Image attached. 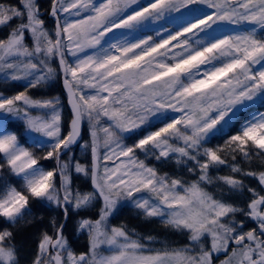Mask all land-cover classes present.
Here are the masks:
<instances>
[{"label": "snow or ice", "instance_id": "6c2138e0", "mask_svg": "<svg viewBox=\"0 0 264 264\" xmlns=\"http://www.w3.org/2000/svg\"><path fill=\"white\" fill-rule=\"evenodd\" d=\"M0 80V264H264V0H0Z\"/></svg>", "mask_w": 264, "mask_h": 264}, {"label": "rangeland", "instance_id": "374dc122", "mask_svg": "<svg viewBox=\"0 0 264 264\" xmlns=\"http://www.w3.org/2000/svg\"><path fill=\"white\" fill-rule=\"evenodd\" d=\"M7 2L11 4H16L18 3V0H7ZM41 2L45 6H47L49 0H41ZM250 27H251L250 25H245L242 28L232 27V31L239 32ZM18 83L22 84L23 82H18ZM16 87L17 84H14L13 82H5L3 80H0V91H4L8 94H11L12 90ZM60 90L61 88L59 84H57L56 87L51 91H49L48 89H41V90H33V92H35L36 95H48V94H58ZM65 103H66V97H65ZM257 108H259V110L261 111H264V107H261L260 105H256L253 108V111H255ZM225 139H227L226 136L221 138V134H217L216 137L212 138L209 146L223 145ZM75 154L77 158L81 160H83L86 155V153H84L80 149H77ZM45 163L47 164L50 162H45ZM13 182L15 183L14 178H13ZM76 184L77 185L84 184L83 179L81 178L76 180ZM33 213L35 216L37 217L42 216L43 218L37 219L34 223H21L15 229H13L15 234V242L20 248L21 264H25L26 261H29L32 258V256L35 253L36 245L38 243L39 233L43 230L48 229V221L50 217L56 215V213L51 209H41L38 204H33ZM112 223L115 225L125 223L128 225L130 229L134 228L138 233L142 235L152 234L154 236H157L159 241L164 240L166 237L172 239H179L178 237L172 236L171 233L167 232V230L158 223L148 222L138 217L136 215V212L130 207L125 208L118 217L112 220ZM74 224H75L74 220L69 222L66 234L69 235L73 240V248L76 249L77 251H82L85 249V246L87 244V236L86 235L77 236V234L75 233ZM4 227H8V225L4 223L2 218H0V229ZM157 246H159V244H157ZM221 259H223V257H221Z\"/></svg>", "mask_w": 264, "mask_h": 264}, {"label": "trees", "instance_id": "16d2710c", "mask_svg": "<svg viewBox=\"0 0 264 264\" xmlns=\"http://www.w3.org/2000/svg\"><path fill=\"white\" fill-rule=\"evenodd\" d=\"M59 86H60V88H62V87H61V84H59Z\"/></svg>", "mask_w": 264, "mask_h": 264}, {"label": "water", "instance_id": "95a60500", "mask_svg": "<svg viewBox=\"0 0 264 264\" xmlns=\"http://www.w3.org/2000/svg\"><path fill=\"white\" fill-rule=\"evenodd\" d=\"M61 87H62V85H61Z\"/></svg>", "mask_w": 264, "mask_h": 264}]
</instances>
